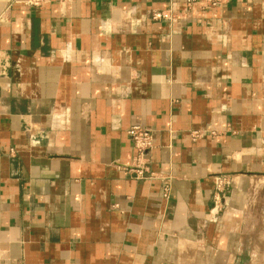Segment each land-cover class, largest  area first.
<instances>
[{"label":"crops","instance_id":"0c3cea01","mask_svg":"<svg viewBox=\"0 0 264 264\" xmlns=\"http://www.w3.org/2000/svg\"><path fill=\"white\" fill-rule=\"evenodd\" d=\"M29 1L0 0V264H247L264 0Z\"/></svg>","mask_w":264,"mask_h":264},{"label":"built area","instance_id":"2783aa9c","mask_svg":"<svg viewBox=\"0 0 264 264\" xmlns=\"http://www.w3.org/2000/svg\"><path fill=\"white\" fill-rule=\"evenodd\" d=\"M42 0H30L29 5L39 6ZM186 5H191L195 0H183ZM220 0H208L211 6L219 3ZM153 21L170 20L171 16L168 12H154L151 14ZM127 135L133 142V145L137 152L138 160L146 156V154L153 148V133L141 126H132L127 130ZM195 135V134H194ZM197 136V135H195ZM130 172L135 174V178L138 180H147L153 177V173H150L145 167L131 168ZM232 180L229 177L218 176L214 178L215 194H214V207L213 212H218L221 207V194L225 188L230 186Z\"/></svg>","mask_w":264,"mask_h":264},{"label":"rangeland","instance_id":"374dc122","mask_svg":"<svg viewBox=\"0 0 264 264\" xmlns=\"http://www.w3.org/2000/svg\"><path fill=\"white\" fill-rule=\"evenodd\" d=\"M262 213H264V210L262 211ZM262 226V229L258 231V237H255L256 240L262 245L258 247L257 253H248L246 255V262H248L247 264H264V222L262 223ZM253 240L254 238L252 239L251 243L253 242Z\"/></svg>","mask_w":264,"mask_h":264}]
</instances>
